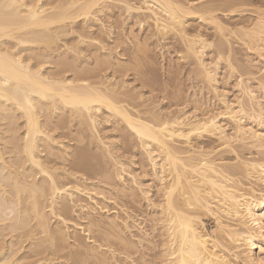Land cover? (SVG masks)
<instances>
[{
  "label": "bare ground",
  "instance_id": "bare-ground-1",
  "mask_svg": "<svg viewBox=\"0 0 264 264\" xmlns=\"http://www.w3.org/2000/svg\"><path fill=\"white\" fill-rule=\"evenodd\" d=\"M243 1L0 0V264H264V0ZM154 41L192 94L156 81Z\"/></svg>",
  "mask_w": 264,
  "mask_h": 264
},
{
  "label": "rangeland",
  "instance_id": "rangeland-1",
  "mask_svg": "<svg viewBox=\"0 0 264 264\" xmlns=\"http://www.w3.org/2000/svg\"><path fill=\"white\" fill-rule=\"evenodd\" d=\"M243 2H244V3H245V2H246V3L248 2L247 4H249V3H251L252 1H251V0H250V1H249V0H248V1L246 0V1H245V0H244ZM120 11H121V10H120ZM119 13H121V14H119V16L121 17V19L118 17V13H117V17L119 18V20H122V22L125 21V20H128L129 17L127 18V17L125 16V14L123 13V10H122L121 12H119ZM123 14H124V15H123ZM121 15H123V17H122ZM247 17H248V18H249V17L251 18V16H246V18H247ZM124 18H125V19H124ZM238 18H239V19H242V17H236V19H235V18H232L231 20H229V22L233 23L234 20H235V21L239 20ZM246 18H245V16L243 17V19H245V20H246ZM233 19H234V20H233ZM104 20L106 21L107 19L105 18ZM119 20H118L117 22H119V23L121 24V22H120ZM107 21H108V20H107ZM235 21H234V22H235ZM119 23H117V25L114 24V26H113L114 29H115V31H116L115 34H114L115 37L117 36V34H118V35H122V34H124L123 32L125 31L124 28H125L126 26L123 27V26L121 25V26H122V29H121V28L119 29V27H121V26H119V25H120ZM192 23H193V22H192ZM189 25H190V24H189ZM115 26L118 27V28L116 27L117 30H116ZM191 26H192V27H195L194 24H192ZM118 30H119V31H118ZM85 31H88V30H85ZM136 31H137V30H136ZM117 32H119L120 34L117 33ZM121 32H122V33H121ZM172 41H173V40L170 39V40H168L166 43H167V44H172V43H173ZM170 42H171V43H170ZM153 44H154V48H155V49H154L153 52L151 53L150 57L152 58V60L155 61V65H154L153 67H151V68H152V72H153V74H154L155 79L157 78L156 81H157L158 83H161L162 81H160V79L162 78L161 80H164V81L166 82L167 86H169V87H170V85H173V82H175V83L178 82L177 84L174 83V86H171V88H172V87L174 88V87L177 86V85H181V86H179V88H181L180 90H182V88H184V89L182 90V92H184L185 89H188V90H189L188 94H187V91H188V90H185L186 93L184 92V95H189L190 93L192 94V93H193V90H192L193 88H189V87H192V84H190V85H191V86H190L189 83H191V82H193V81L189 80V77H188V76H187L188 78H186V77L183 76V75L185 74V70L188 69L187 66H185V65H181V66L179 67V73H181V70H183V71H182V73L180 74V78H179V76H178V81H177V79H176L175 77L172 76L173 74H172V75H171V74H170V75L168 74V79H170V77L172 76L170 80L167 79V75H166V77H165V75L162 74V73H164V72H162V70H163V69H164V70H167V69H168V64L173 62V60H174L173 58H175V56H176V55H175V52L178 50V48H177L178 46H176L177 44L168 46L169 49H168L167 47L161 49V48H160V45L158 46L157 43H156L155 41H154ZM173 44H174V43H173ZM170 47H173V48L175 49V52H174V49H173V48H170ZM84 48L87 49L88 47L85 46ZM236 49H237V48H236ZM236 51H237L238 56H239L238 58H241V57L243 58V57H244L243 55H241V54H243V52L239 53V52H238V49H237ZM173 52H174V53H173ZM167 53H168V54H167ZM164 57H166V58H164ZM165 59H166V61H165ZM170 59H171V62H170ZM167 61H168V62H167ZM166 62H167V63H166ZM165 63H166V64H165ZM164 64H165V66H164ZM166 65H167V68H165ZM163 66H164V68H162ZM183 66H184V68H183ZM156 69H157V70H156ZM161 69H162V70H161ZM153 70H154V71H153ZM155 72H156V75H157V76L155 75ZM161 72H162V73H161ZM183 73H184V74H183ZM153 74H152V75H153ZM159 74H161V75H159ZM222 75H223V74L221 73V77H222ZM158 76H159V77H158ZM169 76H170V77H169ZM185 76H186V74H185ZM163 77H164V78H163ZM159 78H160V79H159ZM172 78H173V79L175 78L173 82H172ZM181 78H182L184 81H183ZM184 78H185V79H184ZM220 79H221V78H220ZM119 80H121V79L119 78ZM123 80H126V78H124ZM158 80H159V81H158ZM186 80H188L189 82L186 81ZM130 81L132 82V80L129 78V79H128V82L131 83ZM169 81H170V82H169ZM168 82H169V83H168ZM183 82H184L185 84H181V83H183ZM179 83H180V84H179ZM186 83H188V84H186ZM132 84L135 85V83H131V86H132ZM186 85H187V87H186ZM188 85H189V86H188ZM220 85H221V84H220ZM229 86H230V88H229ZM229 86H228V90H229V91L232 90V91H231L232 94L229 92L228 98H229V100H230V99L232 100V99L234 98V94H235L236 92H235L233 89H231V83H230ZM169 87H168V88H169ZM155 88H157V87H155ZM168 88H167L166 92H167L168 97H170L169 95L171 94V92H170V91H171V88H170V90H169ZM158 89H159V88H158ZM144 90H145L147 93H146ZM144 90H139V91H141V92L144 91V94H145V95L147 94L146 96H148V91H147V89H144ZM155 91H156V90H155ZM155 91H154V92H155ZM157 91H158V90H157ZM157 91H156L155 93L153 92V93H154V94L152 93L153 95H152V94H151V95L149 94V96H150V100H152V99H151V97H152V98L154 99L153 101L157 102L158 97L160 96V95L158 94L159 91H158V92H157ZM168 92H169V93H168ZM142 93H143V92H142ZM201 93H202V94H201ZM201 93H200L199 96H198V97H201V98H199V99H200V102H202L203 104H205V106H207L206 104L211 105L212 101H211L210 103H209V101H208V97H209V96H208L206 93H203V92H201ZM157 94H158V95H157ZM203 94H204V95H203ZM200 95H201V96H200ZM206 95H207L208 97H206ZM146 96H145V97H146ZM149 96H148V97H149ZM157 96H158V97H157ZM148 97H146V98H148ZM154 97H155V98H154ZM202 97H203V99H202ZM169 99H170V98H169ZM204 99H205V100H204ZM206 99H207V100H206ZM165 101H166V100H163V101H162L163 103H162L161 100H158V103H160V104H159V107H163L164 105H166ZM203 101H205V102L208 101V102L205 103V102H203ZM166 102H170V101L167 99ZM162 104H164V105H162ZM107 125H108V126H107ZM107 125L100 126V128L103 127L101 130H103V129H104V130L109 129V128H107V127H109V124H107ZM104 130H103V131H104ZM110 134H111V133H110ZM112 134H113V135H112ZM112 134H111V136H112V138H113V139H112L113 141H116L117 138H118L119 141H120V144H115V147H117V149H118V151H117L118 154H121V153H122V155H120V156H122L123 162L125 161L126 164L129 165V171H130V170H131V171H135L136 168H137L136 166H138V164H137L138 162H136V161H138V160L143 161V158H142V156L140 155V153L137 151L136 146L134 145V142H132V141L129 142L127 139H124L125 141L127 140V141H126V144H125V143L122 144L121 141H123V136H125V134H124V133H123V134H122V133L119 134V132L116 133L115 131L112 132ZM121 134H122V135H121ZM116 135H118V136H116ZM114 136H115V137H114ZM119 136H120V137H119ZM124 138H125V137H124ZM118 139H117V140H118ZM204 141H205V143H207L208 140L203 139V142H204ZM123 142H124V141H123ZM117 143H119V142L117 141ZM128 143H130L131 145L128 144ZM208 143H209V141H208ZM208 143H207V144H208ZM71 144H72V143H71ZM119 145H120V147H119ZM123 145H126V146L130 145V146H133V147L128 146V147L126 148V147L123 146ZM125 148H126V149H125ZM128 148H129V149H128ZM119 150H120V152H119ZM126 150H129V152L126 151ZM131 150H132V151H131ZM126 152H127V153H126ZM123 153H124V154H123ZM136 153H138V155H137ZM132 155H133V156H132ZM135 155H136V156H135ZM140 156H141V157H140ZM245 156H247V155L245 154ZM131 157H132L133 159H132ZM134 157H135V158H134ZM139 158H140V159H139ZM124 159H125V160H124ZM131 160H132V161H131ZM130 161H131V162H130ZM133 162H134V163H133ZM129 163H130V164L132 163V164L130 165ZM133 164H134V165H133ZM136 164H137V165H136ZM130 167H131V168H130ZM145 180H148V178H146ZM149 184H150V182H149ZM150 253H151V252H148V256H149V257H151ZM151 254H152V253H151Z\"/></svg>",
  "mask_w": 264,
  "mask_h": 264
}]
</instances>
